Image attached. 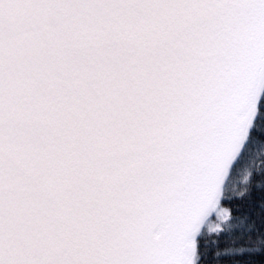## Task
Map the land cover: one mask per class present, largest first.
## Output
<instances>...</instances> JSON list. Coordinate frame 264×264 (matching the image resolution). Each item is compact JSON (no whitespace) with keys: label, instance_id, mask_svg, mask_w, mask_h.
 I'll return each instance as SVG.
<instances>
[{"label":"snow or ice","instance_id":"6c2138e0","mask_svg":"<svg viewBox=\"0 0 264 264\" xmlns=\"http://www.w3.org/2000/svg\"><path fill=\"white\" fill-rule=\"evenodd\" d=\"M0 264H264V0H0Z\"/></svg>","mask_w":264,"mask_h":264}]
</instances>
